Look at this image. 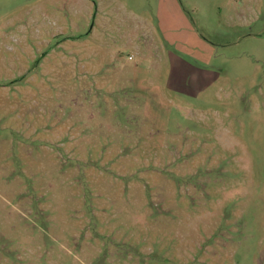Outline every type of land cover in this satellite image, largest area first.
<instances>
[{
    "label": "rangeland",
    "instance_id": "obj_1",
    "mask_svg": "<svg viewBox=\"0 0 264 264\" xmlns=\"http://www.w3.org/2000/svg\"><path fill=\"white\" fill-rule=\"evenodd\" d=\"M0 264H264V0H0Z\"/></svg>",
    "mask_w": 264,
    "mask_h": 264
}]
</instances>
